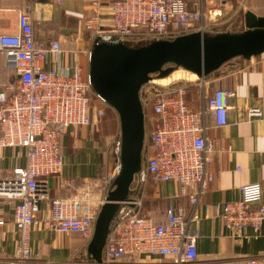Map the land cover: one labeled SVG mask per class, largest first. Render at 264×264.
Segmentation results:
<instances>
[{"label": "built area", "instance_id": "obj_1", "mask_svg": "<svg viewBox=\"0 0 264 264\" xmlns=\"http://www.w3.org/2000/svg\"><path fill=\"white\" fill-rule=\"evenodd\" d=\"M230 1L96 0L86 9L90 14L83 28L92 33V43L100 38L143 45L193 32L216 34L222 27L235 25L233 19L224 20ZM35 2L27 0L19 12L16 33L0 34V52L20 75V79L0 85V147L17 146L26 154L24 165L0 177V197L17 202L14 225L19 232L15 257L0 264H47L31 248L32 228L47 201L46 227L83 238L82 248L88 250L106 202L102 199L98 207L86 206L98 186L93 180L84 181L80 194L50 200L48 179L61 174L65 164L61 138L71 128L92 125L91 96L102 106L111 105L95 92L89 74H82L78 51L67 52L60 39L38 40ZM104 18L111 23L106 25ZM157 79L152 75L140 90L149 149L135 176L132 194L120 202L112 220L103 250L104 264H196L202 235L197 208L216 178L211 163L216 156L228 153L223 140L210 136L209 130L210 124L217 128L228 124L234 92L218 88L209 94L207 77L198 78L194 85L200 101L197 108L189 101L193 84L175 80L163 85ZM97 113L104 115V108H97ZM248 114L260 117L262 111L250 108ZM121 150L119 139L114 147L112 183L122 166ZM164 182L177 183L178 192L166 202V220L157 222L153 214L144 211L145 189L151 183ZM65 184L70 187L73 181ZM262 187L260 183L240 186L239 199L215 206L234 237L246 240L262 235ZM85 252L86 259L76 263L96 264ZM243 264H264V257L247 256Z\"/></svg>", "mask_w": 264, "mask_h": 264}, {"label": "crops", "instance_id": "obj_2", "mask_svg": "<svg viewBox=\"0 0 264 264\" xmlns=\"http://www.w3.org/2000/svg\"><path fill=\"white\" fill-rule=\"evenodd\" d=\"M93 1L96 0H64L63 3L57 0H37L33 17L38 40L47 42L53 38L60 39L64 49L67 52L78 51L79 64L82 65L81 62L86 59L88 67V41H81L82 35H79L76 27L70 25V18L81 17ZM231 1L238 2L241 7L248 2L246 11L264 16V0ZM26 2L27 0H0V34L18 31L19 12ZM246 11L241 19L244 27L237 32L246 29ZM231 28L229 25L222 27L219 33L230 32ZM243 62V65L226 68L225 72H222V66L213 75L221 86L218 88L232 90L234 96L230 102L228 124L220 128L210 124V136L220 137L227 146L228 153L216 156L211 163L210 169L216 178L197 208V213L201 216L202 235L197 244L199 249L196 264H243L247 256L264 257V225L260 237L241 240L232 235L215 209L217 205L239 199L240 186L245 184L260 183L263 186L264 202V53L250 60L243 59ZM15 77L16 73L0 52V85L12 83L16 80ZM250 108H260L262 115L250 117ZM106 126L107 124H100L98 127L91 125L71 128L61 138L65 164L61 174L48 179L50 200L80 194L85 180H93L98 185L93 188V197L86 206L98 207L100 200L107 198L113 186L109 181L115 174L116 158L114 148L111 158L110 148L99 141L103 139L101 129L104 131ZM119 128L121 131V126ZM25 161L24 149L17 146L0 147V177L7 176L13 167L24 165ZM66 180H72L73 185L68 187ZM177 192L178 184L175 182L151 183L145 189V213L153 214L157 222H164L166 202ZM16 203L15 200L0 197V262L14 258L17 252L19 232L14 225ZM48 203L42 204L38 214L40 220L32 228L31 248L47 264H77L76 262L84 261L86 255L82 258L77 253L83 252V245H78L80 237L61 234L46 227L44 219L49 215Z\"/></svg>", "mask_w": 264, "mask_h": 264}, {"label": "water", "instance_id": "obj_3", "mask_svg": "<svg viewBox=\"0 0 264 264\" xmlns=\"http://www.w3.org/2000/svg\"><path fill=\"white\" fill-rule=\"evenodd\" d=\"M245 24L246 29L241 32H193L137 46L119 39H95L88 74L95 92L119 116L122 149V166L98 215L88 246L89 257L96 264H104L103 250L112 220L120 202L132 194L135 176L142 168L146 117L140 101L141 87L154 74L164 78L183 69L206 78L234 58L250 60L262 55L264 16L246 11ZM15 78L20 79V75Z\"/></svg>", "mask_w": 264, "mask_h": 264}, {"label": "rangeland", "instance_id": "obj_4", "mask_svg": "<svg viewBox=\"0 0 264 264\" xmlns=\"http://www.w3.org/2000/svg\"><path fill=\"white\" fill-rule=\"evenodd\" d=\"M243 5L244 6L241 7L238 2L230 1L228 9L225 11V14H224V16H225L224 20L233 19V23L235 25L233 26V28H231L232 31H230L229 33L237 32L238 30H240L244 27L243 26L244 25L243 20L241 21V19L244 17V12L246 11L247 7H249V4H248V2H245ZM89 14H90L89 11L85 10L81 17L70 18V20H71L70 25H72L73 27H76V30L80 31L79 35H82L80 38L81 41L83 43L85 42V40L88 41V46L90 47V51H91L93 49V43L91 40L93 35H92V33L86 31L83 28L84 20H86V18L89 16ZM80 22H81V29H80ZM103 22H105L106 25H109L111 23L107 18H104ZM67 23H69L68 20H67ZM130 44L135 45V46L138 45L136 42H131ZM88 52H89V50H88ZM81 63H82V65H81L82 74L88 75L89 64L87 67L86 59H84L83 62H81ZM239 64H241V65L244 64L243 59L241 57L234 58L231 61H229L223 65L222 72H225L224 70H226V68H234V67L239 66ZM179 70L180 69H177L176 71H179ZM180 71H185V70L181 69ZM186 72L187 71L183 72L184 73L183 75H185L186 78L175 79V80H183L184 82H188L189 84H193L191 86L192 88H190L191 92H189V100L191 103L190 105L192 107L198 108L199 103H200V101H198V87L194 86V85H196L199 77L196 74L189 73V72L186 73ZM188 73H189V75H186ZM193 75H195V76H193ZM191 77H193V78H191ZM215 77L216 76H213V75L210 77H207L206 92L209 94L215 88L221 87V86H219V84H217V80L215 79ZM158 80L159 79H157V81ZM175 80H170V82L175 81ZM91 98H92V101H91L92 126L98 127V125H100V124H107V126L105 127L106 129H104V131H103V129H101V131H102L101 134L103 136V139L101 138V139H99V141H101V143H103L104 146H107L110 148L109 150H110L111 158H112V150L115 147L117 140L121 139V131L119 128L120 127L119 116L116 113V111L113 108L109 107L108 105L104 104V106H102L101 102H99V100L95 96H91ZM100 107L104 108V115H102V116L98 115V113H97V108H100ZM144 149L145 150L143 151V163L146 161V150L149 149V144H148L146 139H145ZM84 243H85L84 239L80 238V240L78 241V245L79 246L85 245ZM77 253H78V257L80 256L82 258H85V255H86L85 251H83V252L79 251Z\"/></svg>", "mask_w": 264, "mask_h": 264}, {"label": "bare ground", "instance_id": "obj_5", "mask_svg": "<svg viewBox=\"0 0 264 264\" xmlns=\"http://www.w3.org/2000/svg\"><path fill=\"white\" fill-rule=\"evenodd\" d=\"M185 71H175L174 73H172L170 76H167V77H164V78H161L159 79L157 82L160 83V84H167V83H170V80H175V79H182V78H186L185 75H183ZM187 73V72H186ZM186 75H189L186 74ZM194 76V75H193ZM193 78V77H191ZM195 78V77H194Z\"/></svg>", "mask_w": 264, "mask_h": 264}, {"label": "trees", "instance_id": "obj_6", "mask_svg": "<svg viewBox=\"0 0 264 264\" xmlns=\"http://www.w3.org/2000/svg\"><path fill=\"white\" fill-rule=\"evenodd\" d=\"M219 71L217 70V71H215V72H213L211 75H209L208 77H210V76H212V75H215V74H217ZM191 92V91H190ZM190 101V100H189ZM194 109H196V108H194Z\"/></svg>", "mask_w": 264, "mask_h": 264}, {"label": "flooded vegetation", "instance_id": "obj_7", "mask_svg": "<svg viewBox=\"0 0 264 264\" xmlns=\"http://www.w3.org/2000/svg\"><path fill=\"white\" fill-rule=\"evenodd\" d=\"M82 250H83V251H85V250L87 251V249H86V248H84V247L82 248Z\"/></svg>", "mask_w": 264, "mask_h": 264}]
</instances>
